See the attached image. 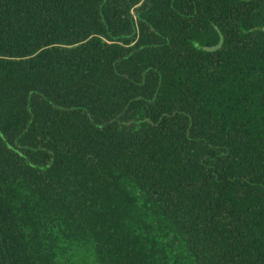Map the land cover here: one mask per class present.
Wrapping results in <instances>:
<instances>
[{"label":"trees","instance_id":"obj_1","mask_svg":"<svg viewBox=\"0 0 264 264\" xmlns=\"http://www.w3.org/2000/svg\"><path fill=\"white\" fill-rule=\"evenodd\" d=\"M0 264H264V0H0Z\"/></svg>","mask_w":264,"mask_h":264},{"label":"water","instance_id":"obj_2","mask_svg":"<svg viewBox=\"0 0 264 264\" xmlns=\"http://www.w3.org/2000/svg\"><path fill=\"white\" fill-rule=\"evenodd\" d=\"M222 44H223V38L221 37L220 42H219L218 45H216L214 47H204V50L205 51H209V52H213V51H215L217 49H220Z\"/></svg>","mask_w":264,"mask_h":264}]
</instances>
